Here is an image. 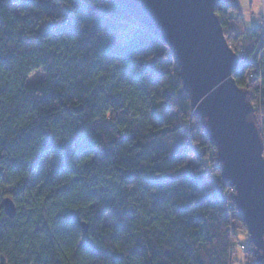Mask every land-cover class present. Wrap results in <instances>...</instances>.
I'll return each mask as SVG.
<instances>
[{"label": "trees", "instance_id": "1", "mask_svg": "<svg viewBox=\"0 0 264 264\" xmlns=\"http://www.w3.org/2000/svg\"><path fill=\"white\" fill-rule=\"evenodd\" d=\"M215 12L253 54L260 27L239 32L231 3ZM234 79L264 135V58ZM208 175L234 190L174 53L124 6L0 0V264H237L243 231L262 264L236 192L225 204Z\"/></svg>", "mask_w": 264, "mask_h": 264}, {"label": "water", "instance_id": "2", "mask_svg": "<svg viewBox=\"0 0 264 264\" xmlns=\"http://www.w3.org/2000/svg\"><path fill=\"white\" fill-rule=\"evenodd\" d=\"M174 53L195 115L208 128L225 177L264 264V157L248 94L234 79L240 60L215 9L231 0H114ZM5 213L15 218L11 198ZM87 231V227L84 224Z\"/></svg>", "mask_w": 264, "mask_h": 264}, {"label": "rangeland", "instance_id": "3", "mask_svg": "<svg viewBox=\"0 0 264 264\" xmlns=\"http://www.w3.org/2000/svg\"><path fill=\"white\" fill-rule=\"evenodd\" d=\"M251 1H254V8L251 9ZM258 0H248V6L245 7L242 3L241 0H231V4L234 5H241L242 10L241 13L243 14V17L245 18V24H244V29H251L253 27H257L261 24V22L264 21V17H263V10L262 8L259 7V10H255L256 9V5H257ZM260 4H261V0H259ZM63 11V10H62ZM124 34V32L122 33V35ZM113 37L119 39V40H124L125 37L123 38L121 35L117 36L116 33L112 34ZM44 72L42 70L34 72L30 78L28 79V84L32 85L36 82H38L39 80L44 78ZM194 163V160H193ZM53 164V159L52 158H48V161L45 163V168H50ZM210 175L206 176L204 178L205 183L207 184V186L210 188V190H212V186L213 183L211 181V178H209ZM105 221L108 223L111 221V215L108 214L105 218ZM243 236V239H240V237ZM238 237H239V243L242 244L245 249L243 250V254L241 255V252L239 249H237V253H236V259L239 261L237 264H248L247 261L245 260L244 257V251L246 249L249 248L250 246V237L247 233H245L244 231L241 233H238Z\"/></svg>", "mask_w": 264, "mask_h": 264}, {"label": "built area", "instance_id": "4", "mask_svg": "<svg viewBox=\"0 0 264 264\" xmlns=\"http://www.w3.org/2000/svg\"><path fill=\"white\" fill-rule=\"evenodd\" d=\"M263 16H264V0H263ZM259 27L262 31V38L259 41L258 46L256 48V51L253 54H247L246 49L244 48L243 44L240 41L229 45V47L231 48L233 53H235V55L238 57L240 62L242 61V59H246L247 63H250L256 67H259L261 59L264 58V48L262 46L263 37H264V21L261 22ZM255 73H256V71L253 72V75H251V77H254ZM261 136H262V140H263V157H264V135L262 134V132H261ZM213 190L220 194V196H221V198L225 204H229L230 195L234 194V192H235L234 190L223 192L221 187H219L214 181H213ZM232 234H233V230H232ZM231 247H232L233 251H235L237 249H239V250L245 249V247L242 244L236 243V242L234 243V241L231 243Z\"/></svg>", "mask_w": 264, "mask_h": 264}, {"label": "crops", "instance_id": "5", "mask_svg": "<svg viewBox=\"0 0 264 264\" xmlns=\"http://www.w3.org/2000/svg\"><path fill=\"white\" fill-rule=\"evenodd\" d=\"M250 4H251V9H253L254 8V1H251ZM260 5H261L260 8H262V10H263V0H261V4ZM237 6L239 7V12L237 14L240 15L242 20H243V24L238 27V31L243 33V34H245V36H247L254 28H256V26L251 28V29H244L245 18L243 17V14L241 13L242 7H241V5H237Z\"/></svg>", "mask_w": 264, "mask_h": 264}, {"label": "clouds", "instance_id": "6", "mask_svg": "<svg viewBox=\"0 0 264 264\" xmlns=\"http://www.w3.org/2000/svg\"><path fill=\"white\" fill-rule=\"evenodd\" d=\"M241 3H242L245 7L248 6V0H241ZM260 6H261V5H260V2H259V0H258L257 5H256V9H255V10L258 11ZM243 238H244L243 236L240 237V239H243ZM240 252H241V255H242V254H243V249H240Z\"/></svg>", "mask_w": 264, "mask_h": 264}]
</instances>
